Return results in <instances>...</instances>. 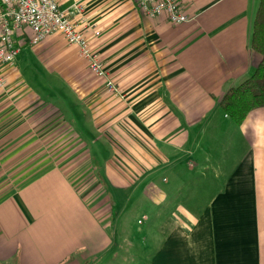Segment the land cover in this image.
Wrapping results in <instances>:
<instances>
[{"label":"crops","instance_id":"1","mask_svg":"<svg viewBox=\"0 0 264 264\" xmlns=\"http://www.w3.org/2000/svg\"><path fill=\"white\" fill-rule=\"evenodd\" d=\"M58 1L120 93L62 33L15 30L0 264H105L137 240L139 264H264V106L236 123L219 104L260 60L259 0H178L190 19L177 24L134 0Z\"/></svg>","mask_w":264,"mask_h":264},{"label":"built area","instance_id":"2","mask_svg":"<svg viewBox=\"0 0 264 264\" xmlns=\"http://www.w3.org/2000/svg\"><path fill=\"white\" fill-rule=\"evenodd\" d=\"M134 1L145 14L163 13L170 23L177 24L190 19L178 0ZM74 5L77 9L81 8L76 1ZM25 26L31 30V42H38L54 32L62 33L68 43L77 46L78 55L85 59L90 71L105 79L108 90L120 93L99 55L91 49L78 22L58 0H0V88L6 85V68L15 63L20 50L15 30Z\"/></svg>","mask_w":264,"mask_h":264},{"label":"trees","instance_id":"3","mask_svg":"<svg viewBox=\"0 0 264 264\" xmlns=\"http://www.w3.org/2000/svg\"><path fill=\"white\" fill-rule=\"evenodd\" d=\"M249 45L260 54L259 62L250 75L228 87L219 100L236 123L252 108L264 106V0H259L256 8Z\"/></svg>","mask_w":264,"mask_h":264},{"label":"rangeland","instance_id":"4","mask_svg":"<svg viewBox=\"0 0 264 264\" xmlns=\"http://www.w3.org/2000/svg\"><path fill=\"white\" fill-rule=\"evenodd\" d=\"M23 51V50H22ZM21 51V52H22ZM19 57H20V54H19ZM4 87H2V88H0V89H3ZM59 130H60V128H58V132H59ZM12 148V147H11ZM63 149H65V148H63ZM62 149V150H63ZM16 163L15 162H4L3 161V163L2 162H0V171H4V170H9V169H11L12 167H13V165H15ZM36 164L37 163H35V166H36ZM46 164H48V163H40L38 166H36L35 167V171H34V173H38V172H40L42 169H43V166H45ZM23 180L24 179H22V180H20V182H23ZM156 209H153V211H155ZM152 211V212H153ZM157 211V210H156ZM155 211V212H156ZM148 213L150 212V211H147ZM145 215V211L144 210H140V211H138V216H139V218L137 219L140 223H137V226H135L134 228L133 227H131V229L129 230V231H127L126 233L127 234H131L132 236L134 235V236H139L138 234H140L141 233V221L140 220H143L144 218H143V216ZM140 219V220H139ZM135 245H136V247H138V248H136L135 249V251H136V253H135V251H131V252H127V253H122L117 259H113L112 260V258H106V260H105V264H139V257L137 256L138 255V252L140 251V249L141 248H143L141 245L142 244H140L139 243V241L137 240L136 242H135ZM137 250H139V251H137ZM132 253H134V254H132ZM132 254V255H131ZM135 256H136V258H135ZM97 263H98V261H97ZM99 264H104V262L103 263H100V260H99Z\"/></svg>","mask_w":264,"mask_h":264}]
</instances>
